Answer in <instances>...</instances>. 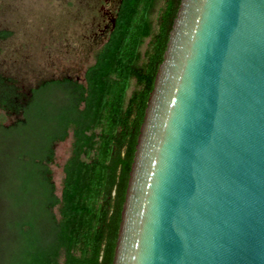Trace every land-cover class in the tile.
<instances>
[{"label":"water","instance_id":"95a60500","mask_svg":"<svg viewBox=\"0 0 264 264\" xmlns=\"http://www.w3.org/2000/svg\"><path fill=\"white\" fill-rule=\"evenodd\" d=\"M111 264H264V0L179 1Z\"/></svg>","mask_w":264,"mask_h":264},{"label":"trees","instance_id":"16d2710c","mask_svg":"<svg viewBox=\"0 0 264 264\" xmlns=\"http://www.w3.org/2000/svg\"><path fill=\"white\" fill-rule=\"evenodd\" d=\"M158 1L114 0L81 78L45 79L28 96L0 72V112L12 117L0 122V264L112 263L139 128L180 0H162L154 20ZM69 136L57 194L51 165Z\"/></svg>","mask_w":264,"mask_h":264},{"label":"rangeland","instance_id":"374dc122","mask_svg":"<svg viewBox=\"0 0 264 264\" xmlns=\"http://www.w3.org/2000/svg\"><path fill=\"white\" fill-rule=\"evenodd\" d=\"M113 1L0 0V28L11 33L0 43V72L12 77L23 90L43 79L65 75L81 78L103 42L101 32L108 24ZM161 5L159 0L154 20ZM11 121L12 117L0 112V122ZM71 141L69 136L55 147L51 169L57 194Z\"/></svg>","mask_w":264,"mask_h":264},{"label":"flooded vegetation","instance_id":"af4514ba","mask_svg":"<svg viewBox=\"0 0 264 264\" xmlns=\"http://www.w3.org/2000/svg\"><path fill=\"white\" fill-rule=\"evenodd\" d=\"M107 28H108V25H106L105 26V28L102 30V32H101V37H100V40L102 39V37H103V40H104V38H105V34H106V32H107ZM0 31H7V32H10V31H8L7 29H4V28H0ZM9 36V35H8ZM8 36H6V37H4V38H0V43L2 42V41H4ZM100 42V41H99ZM101 43V42H100ZM3 74V73H2ZM3 75H5V74H3ZM6 76V75H5ZM9 77V76H8ZM48 79H50V78H48ZM43 80H45V79H43ZM43 80H40V81H38L35 85H33L32 87H34V86H36L38 83H40L41 81H43ZM32 87H29L27 90H23L24 92H26L27 93V95L28 96H30V89L32 88Z\"/></svg>","mask_w":264,"mask_h":264}]
</instances>
